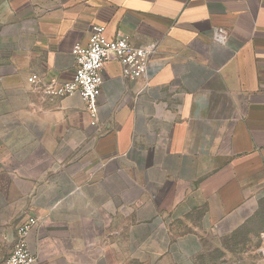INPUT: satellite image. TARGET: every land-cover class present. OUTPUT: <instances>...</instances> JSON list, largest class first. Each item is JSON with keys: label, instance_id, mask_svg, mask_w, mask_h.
Listing matches in <instances>:
<instances>
[{"label": "crops", "instance_id": "crops-1", "mask_svg": "<svg viewBox=\"0 0 264 264\" xmlns=\"http://www.w3.org/2000/svg\"><path fill=\"white\" fill-rule=\"evenodd\" d=\"M91 23L155 46L105 63L95 125L44 92ZM263 205L264 0H0V259L32 216L33 264H240L221 242Z\"/></svg>", "mask_w": 264, "mask_h": 264}, {"label": "built area", "instance_id": "built-area-1", "mask_svg": "<svg viewBox=\"0 0 264 264\" xmlns=\"http://www.w3.org/2000/svg\"><path fill=\"white\" fill-rule=\"evenodd\" d=\"M89 41L86 44L74 43L71 52L75 61V72L69 81L49 80L44 92L53 96L77 93L84 102L85 110L91 117V124L98 120L97 99L102 83V69L110 58H115L121 66L123 77L135 79L144 74L149 57L155 51L154 44L132 45L127 36L117 33L115 37L106 35L102 24H90ZM35 75L29 78L35 81ZM37 219L28 217L16 230L11 253L0 259V264H33L37 257L27 243L28 234ZM264 253V251H263Z\"/></svg>", "mask_w": 264, "mask_h": 264}, {"label": "rangeland", "instance_id": "rangeland-1", "mask_svg": "<svg viewBox=\"0 0 264 264\" xmlns=\"http://www.w3.org/2000/svg\"><path fill=\"white\" fill-rule=\"evenodd\" d=\"M261 231H264V217L260 221L250 220L247 222L234 236L223 239L221 246L227 249L240 264H254L264 251V233L261 234ZM207 247L206 253L210 256L219 253L216 242L208 243Z\"/></svg>", "mask_w": 264, "mask_h": 264}]
</instances>
